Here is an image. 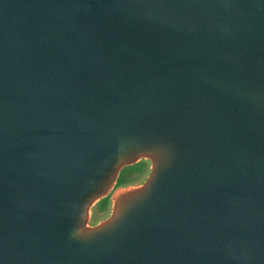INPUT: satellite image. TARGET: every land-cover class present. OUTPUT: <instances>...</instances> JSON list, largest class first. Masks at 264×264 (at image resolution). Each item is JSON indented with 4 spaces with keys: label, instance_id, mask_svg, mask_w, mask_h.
Returning a JSON list of instances; mask_svg holds the SVG:
<instances>
[{
    "label": "water",
    "instance_id": "1",
    "mask_svg": "<svg viewBox=\"0 0 264 264\" xmlns=\"http://www.w3.org/2000/svg\"><path fill=\"white\" fill-rule=\"evenodd\" d=\"M0 264H264V0H0Z\"/></svg>",
    "mask_w": 264,
    "mask_h": 264
},
{
    "label": "rangeland",
    "instance_id": "2",
    "mask_svg": "<svg viewBox=\"0 0 264 264\" xmlns=\"http://www.w3.org/2000/svg\"><path fill=\"white\" fill-rule=\"evenodd\" d=\"M149 172V163L141 161L134 165L123 168L118 177V186L129 183H142ZM110 212L109 199L100 200L94 207L91 213V222L97 223L108 216Z\"/></svg>",
    "mask_w": 264,
    "mask_h": 264
},
{
    "label": "flooded vegetation",
    "instance_id": "3",
    "mask_svg": "<svg viewBox=\"0 0 264 264\" xmlns=\"http://www.w3.org/2000/svg\"><path fill=\"white\" fill-rule=\"evenodd\" d=\"M143 161H146V160H143ZM148 162V161H147ZM149 163V162H148ZM147 176V175H146ZM146 178V177H145ZM105 199H107V198H105ZM94 224V223H93Z\"/></svg>",
    "mask_w": 264,
    "mask_h": 264
}]
</instances>
